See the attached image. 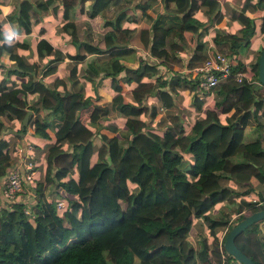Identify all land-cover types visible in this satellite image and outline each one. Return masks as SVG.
I'll list each match as a JSON object with an SVG mask.
<instances>
[{"label":"trees","instance_id":"16d2710c","mask_svg":"<svg viewBox=\"0 0 264 264\" xmlns=\"http://www.w3.org/2000/svg\"><path fill=\"white\" fill-rule=\"evenodd\" d=\"M133 1L91 0L89 16L111 5L123 9ZM161 1L162 13L153 19L148 14L143 16L150 26L149 30H139L142 45L159 59L158 63L171 70L177 60L174 51L182 46L177 38L183 40L181 33L172 28L183 25L184 30L189 31L187 40L192 45L187 66L200 63L206 55V42L201 37L207 26L194 12L204 5L207 14L215 15L216 1ZM83 2L14 0V11L7 18L28 33L30 27L40 21L43 12L55 13L61 7L65 18L72 6ZM139 7L143 14L145 6ZM248 7L262 10L260 30L264 43V0H244L240 8L228 15L240 22L239 33L215 31L212 40L219 51L236 58L234 69H242L258 80L257 57L261 48L249 65H244L239 58L254 28L253 18L245 12ZM122 16L119 12L115 22L106 21L117 33L107 31L101 35L103 48L86 45L107 54L90 63V72L95 74L101 70L110 76L115 92L109 101L94 105L89 119L97 121L114 111L124 117V130L111 135L98 134L100 143L96 150L92 143L93 131L67 114L68 110L87 104L74 67L67 74L69 91L58 90L36 78L45 65L41 75L54 71L59 59L58 52L45 39L40 38L34 44L41 57L53 50L54 56L45 62L26 63L13 51L28 48L30 36L0 46V56L7 55L14 61L0 79V177L10 164V152L17 149L15 141L6 135L20 137L18 131L23 133L30 123L33 133L52 138L44 177L31 188L33 202L22 201L21 195L0 205V264H195L196 261L214 264L219 256L214 228L227 224L228 230L242 217V208L253 211L264 205L263 195H257L255 201L240 200L234 211L237 215L230 221L225 217L213 219L206 213L232 193L223 181L247 182L253 176L264 183V142L261 138L250 143L243 141L246 126L264 132V94L259 91L262 85L232 80L219 84L214 87V110L205 109L203 116L193 119L188 129L177 114L167 113V122L158 133L145 121L146 116L152 118L155 112L154 105L145 103L146 95L153 93L162 106L170 107L176 86L191 90L196 89V83L186 73L156 75V63L145 59L135 68L121 65L118 57L130 50L125 42L136 31L119 26ZM62 27H70L69 32L77 38L76 25L72 21H65ZM91 34L86 25L84 36L91 38ZM122 70V78L135 83L130 91L132 101L124 100L120 86L112 82ZM8 74L25 79L19 86L6 85ZM143 76L148 80H142ZM57 84L62 85V89L65 86L60 79ZM31 91L38 94V106L26 101L25 93ZM191 103L197 110L201 109V100L193 97ZM26 107L32 108L33 114L20 128ZM39 109L47 111L41 114ZM12 118L18 119L19 125L15 131L6 132L10 125L5 122ZM63 141L68 143L69 150L57 148ZM183 153L190 154L189 163L185 162ZM73 168L76 180L69 176ZM62 185L65 193L57 190ZM46 188L54 193H46ZM251 191L248 187L241 194ZM57 199L65 202L60 211L54 207ZM198 215L206 222L211 236L209 241L202 235L192 237L189 234L192 217ZM234 243L255 264H264V229L259 230L256 222L237 234Z\"/></svg>","mask_w":264,"mask_h":264},{"label":"crops","instance_id":"0c3cea01","mask_svg":"<svg viewBox=\"0 0 264 264\" xmlns=\"http://www.w3.org/2000/svg\"><path fill=\"white\" fill-rule=\"evenodd\" d=\"M215 1L217 3L216 6H218V15L221 14V18L218 22H215L213 20V14H207L204 11V8H206V6L204 5L194 12V15L199 20L204 21V23H206L204 25L207 26V31L201 37V39L205 40L206 42L205 46L213 44L216 47L215 43L212 40V36L215 31H230L239 33V29L241 27L240 22H238L236 19H231L228 16V13L233 9L240 8L244 0H231V2H229V0ZM0 4H3L5 6L11 5L14 8V0H0ZM138 5L145 6L143 14ZM89 6V0H84L82 4H76L68 10L65 18L62 16L61 7H59L55 13L51 12L50 10L43 12L40 21L36 25L31 26L28 33H24V31L20 27H18L17 31L19 35L15 39L21 41L23 37L30 36L29 45L28 48L24 50L14 49L13 51L16 52L18 56H20L26 63L32 61L45 62L47 58H52L54 56L53 50L41 57L37 55L34 45L38 39H45L58 52L59 59L55 63L56 66L54 71L46 73L45 75H41L42 70L46 67L45 65L38 71V73L36 74V78L40 79L44 84L48 85L49 87L55 86V88L58 90L65 89L69 91V82L67 79V74L69 73V70L74 67L73 72L82 84L81 88L84 93L83 96L87 100V104L85 106L83 105L74 107V109L68 110L67 114L75 116L82 125L87 126L91 131H93L92 143L94 150H96L97 146L100 143L98 138L99 133L111 135L118 133L121 130H124V117L117 111H114L107 116H102L97 121H92L89 119L90 111L92 110L94 105L109 101L115 93L110 84V76L105 75L104 72H102L101 70H98L95 74H91L90 72L92 71L90 70V63L92 61H96L97 58H104L107 54L96 52L95 50H93V48H88V46L101 49L104 46V41L101 38V35L107 31H113L115 34L117 33V31L114 30L110 24H107L108 22L106 21L110 20L112 22H115L116 15L121 12L123 13V16L119 21V26L121 28L128 29L135 28L136 30L135 33L128 39V41L125 42V47L127 49L130 48V50L125 51L122 55L118 57V62L121 63V65H123L124 67L135 68L137 67L141 59H145L149 63H156V75L168 76L174 73L176 76H181L185 74L184 69L186 68L187 63L190 62V56L192 54V45L188 43L187 40V35L189 34V31L184 30L183 25L172 28L181 33L183 40L177 38V40L182 46L181 48L174 51L177 60L173 63L172 68L170 70L158 63V58L148 53L147 46L144 47L138 37L139 30H149L150 26V23L147 22L143 18V16L148 14L150 15L151 19H153L156 17V15L163 12L161 0H134L129 6H126L123 9L119 8L116 5H111L108 8L100 9L93 16H89ZM256 10L261 11L257 20V24H255L256 19L253 16L254 11ZM245 12L250 15L254 20V28L250 37V46L245 48L246 52L247 50L253 51L259 44V35L257 33L255 34V29L257 27L259 32V28L261 25L260 17L262 15V10L252 9L248 7ZM200 17H203V19H201ZM67 20L72 21V23L76 25V32L78 35L76 36L77 38L73 37L69 32L70 27H68L67 29H64L62 27V24ZM0 21L2 22V27L5 23H12L17 25V22L13 20L10 21L7 17H4L2 13H0ZM86 25H88L90 31L93 33V35L91 34V38L88 36H84ZM255 25L258 26L255 27ZM87 38L88 41H85L87 40ZM118 45L123 46L122 44ZM249 51L247 52L249 53ZM246 55L249 56V54ZM255 55L256 54H254V58ZM250 60L249 64L253 62ZM13 64L14 61L8 58L7 55L0 56V76L3 77L5 69L8 66H12ZM243 64L249 65L247 61L243 62ZM123 74V70L118 72L113 77L115 81L113 80L112 82L120 86V93L123 96L124 100L132 101L130 97V91L135 83L124 80L122 78ZM24 79L25 78L19 77L16 74H8L7 76H5V84L10 85L13 83L14 86H19V83ZM59 79L62 80L65 84L63 89L62 85L57 84V80ZM144 79L147 80L148 78L144 77ZM194 90L195 89L188 90L181 86L178 89V93L175 94L173 105L170 107L162 106L153 93L147 94L145 97V103L147 105H154L156 109L152 118H148L146 116L147 119L145 121L148 123V126L159 133V131H161V129L163 128V125H165V123L167 122L165 115L167 113H175L178 115L179 120L182 121V123L184 124V127L188 129L191 123L193 122V119L202 117L205 109L210 108V105L213 106L212 102L214 101V98H210L208 96L202 99H198L202 101V104L201 109L197 110L195 106L191 103V100L194 97ZM259 91L264 94L263 85L262 87L259 86ZM214 94L215 91L213 90V95ZM37 95L38 94L35 91L26 92L25 98L27 103L33 106H38L39 103ZM213 108L215 109L214 106ZM26 110H30L28 116H30V114H33L32 108L26 107ZM46 111L47 110L44 109L38 110V112L41 114L45 113ZM221 115L223 116V114ZM18 121V119L12 118L9 122H5V125H10L6 132H10L9 129H16L19 125ZM27 122L28 117L26 123ZM185 122H190L189 126L185 125ZM48 133L52 135L53 132L49 130ZM6 138L11 141L14 140L17 149L12 150L10 152V164L6 168L4 175L0 177V205H3L7 202L1 193V184L5 179L8 171L11 168L15 167L17 163L20 164V161H22L24 155L30 154L35 164L32 173L33 178L30 184L33 186L37 181H42L46 166V155L49 151L50 144L52 143V138H43L38 136L36 133H33L32 126L30 123H27L26 129L20 135V137L15 138L13 137V135H6ZM260 138L262 139V142H264V132L256 130L253 126H246L244 128V143H250ZM27 145L29 146L28 148ZM57 148L64 150L70 149L66 141H63ZM183 157L186 163H189L191 161L189 153H183ZM69 176L73 180L77 179V173L75 168H73V172H71ZM222 183L228 185L230 189H232V193L230 194L228 199L221 200L214 204L216 205L215 209L209 212L208 214V216L213 219L225 217L227 221H230L233 217L235 218V216L237 215L234 211L236 210V206L240 200H250V196H254L255 198H257V195L264 196L263 181H260L258 178H255L253 176H251L247 182H242L240 180L234 179H227ZM248 187H250L252 191L246 195L241 194V192ZM57 190L62 193H65L63 185L58 186ZM45 192L54 193V190L48 191V189L46 188ZM234 192L236 193L234 194ZM240 212L243 214H247L250 211L246 208H242ZM256 224L259 230L262 231L264 229V223L256 222ZM226 231L227 224L223 226H216L214 228V233L218 240L222 238ZM189 234L192 237H195L196 235H202L206 237L207 241L211 239L206 222L200 215L192 217Z\"/></svg>","mask_w":264,"mask_h":264},{"label":"built area","instance_id":"2783aa9c","mask_svg":"<svg viewBox=\"0 0 264 264\" xmlns=\"http://www.w3.org/2000/svg\"><path fill=\"white\" fill-rule=\"evenodd\" d=\"M236 58L233 55H227L219 51L213 44L206 46V55L200 63L192 66H186L185 73L189 78L195 81L196 89L194 97L197 99L205 98L206 96L214 98L213 90L219 84L225 83L228 80L237 83L246 82L248 84H258V80L252 79L242 69H234ZM183 74V73H182ZM29 146L27 145V148ZM34 161L30 154L23 156L20 164L11 168L1 184V193L6 201L16 199L17 195H23L22 201L33 202L34 193L31 191L32 173L34 169ZM25 194V196H24ZM251 201H255L254 196H250ZM65 202L62 199H57L54 203L56 210L60 211L64 208ZM27 213V209H24ZM219 256L214 264H242L237 259L230 256L223 247H221V238L218 240Z\"/></svg>","mask_w":264,"mask_h":264},{"label":"water","instance_id":"95a60500","mask_svg":"<svg viewBox=\"0 0 264 264\" xmlns=\"http://www.w3.org/2000/svg\"><path fill=\"white\" fill-rule=\"evenodd\" d=\"M23 1V0H20ZM257 76L258 81L261 85L264 86V43L260 49V52L257 57ZM30 110H26L21 121L20 128L23 124L26 123L28 114ZM10 131H15L14 129H9ZM18 133L21 135L22 130H19ZM253 222L264 223V205L260 208L250 211L247 214H243L242 217L233 224L225 233L222 246L224 250L233 258L240 261L242 264H255L249 256L244 254L234 243V238L239 234L247 225Z\"/></svg>","mask_w":264,"mask_h":264},{"label":"rangeland","instance_id":"374dc122","mask_svg":"<svg viewBox=\"0 0 264 264\" xmlns=\"http://www.w3.org/2000/svg\"><path fill=\"white\" fill-rule=\"evenodd\" d=\"M217 9H218V6H215V10L217 11ZM260 12L261 11H259V10H256V11H254V18L256 19L255 20V24H257V20H258V17H259V14H260ZM228 14H230V12L228 13ZM214 18H213V20L215 21V22H218L219 20H220V18H221V14L220 15H218V12H216V14L213 16ZM256 26H258V25H255V27ZM256 29H257V27H256ZM256 29H255V34L257 33L258 35H259V44L257 45V47L253 50V51H249V50H247V51H249V53L247 52H245V48L246 47H248V46H250V41H249V44L240 52V60L242 61L243 60V62H246L247 61V63L249 64V60L250 61H254V54H256L257 53V51H258V49H260L261 47H262V45H263V35H262V32H261V30H260V28H259V32H258V29H257V32H256ZM245 52V53H244ZM244 53V54H243ZM246 54H249V56L251 57H249V56H247ZM242 62V63H243ZM251 64V63H250ZM244 65H246V64H244ZM173 72V71H172ZM251 77V76H250ZM252 78V77H251ZM142 80H145L144 79V76L142 77ZM148 80V79H147ZM180 88V86H176V93H178V89ZM175 93V94H176ZM130 97H131V95H130ZM208 105V104H207ZM206 105V106H207ZM205 106V107H206ZM206 109H211V110H214V108H213V106H211L210 105V108H206ZM155 111H156V109H155ZM168 112V111H167ZM155 113V112H154ZM165 113H166V110H165ZM144 116V115H143ZM154 116V115H153ZM186 123V122H185ZM190 123V122H189ZM189 123H186L185 125H188L189 126ZM184 125V124H183ZM20 196V194H18L17 195V197H19ZM16 197V198H17ZM25 200H26V198H25ZM28 203V202H27ZM215 207H216V205H212L208 210H207V215L209 214V212H211V211H213L214 209H215ZM234 218V217H233ZM232 218V219H233ZM231 219V220H232ZM192 232H193V229H192ZM109 240V239H108ZM195 264H200V262L199 261H196L195 262Z\"/></svg>","mask_w":264,"mask_h":264},{"label":"clouds","instance_id":"9594fccd","mask_svg":"<svg viewBox=\"0 0 264 264\" xmlns=\"http://www.w3.org/2000/svg\"><path fill=\"white\" fill-rule=\"evenodd\" d=\"M229 2H231V0H229ZM89 3H91V0H89ZM14 9L11 5L5 6L3 4H0V13L3 14L4 17H7L9 15H11L13 13ZM201 19H203V17H200ZM18 25L16 24H12V23H5L3 25V39L0 40V46L4 45V44H11L14 42L15 38L18 37L19 33L17 31L18 29ZM6 59V57H5ZM3 77L0 76V79H2ZM143 119V117H142Z\"/></svg>","mask_w":264,"mask_h":264}]
</instances>
